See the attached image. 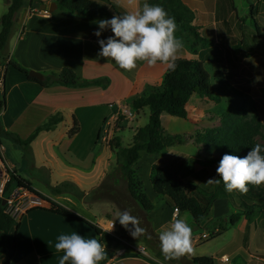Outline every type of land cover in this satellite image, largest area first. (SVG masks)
<instances>
[{"label": "crops", "instance_id": "obj_1", "mask_svg": "<svg viewBox=\"0 0 264 264\" xmlns=\"http://www.w3.org/2000/svg\"><path fill=\"white\" fill-rule=\"evenodd\" d=\"M33 1L46 5L55 3L56 9L53 12L33 9ZM90 1L101 3L106 0ZM108 1L115 5L120 13L139 11L145 2V0ZM182 1L192 10L193 25L200 27L201 32L205 31V26L199 22H203V16L210 18V25L214 31L210 37L211 45H219L223 49L225 59L222 66L209 61H204V66L214 64L221 67V70L228 67H241L242 50L247 49L243 44V37L238 38L239 41L235 42L229 39L233 37L230 32L222 33L219 29L220 26H225L228 29L231 19L235 18L236 20L230 0H211V3L215 4L213 7L215 11L212 8L210 13L203 10L205 7H211L208 5L209 0ZM9 5L10 0H0V20L7 12ZM110 18L112 17L89 20L70 13L59 12L57 0H25V6L15 16L14 30L8 45L9 59L23 69L40 73L43 77L62 69H70L82 80L93 81L104 78L108 80V85L85 88L53 85L44 88L39 83L41 81L31 80L25 74L9 66L7 69H3V85L0 91L2 96L0 102L3 101V107L0 110V128L2 130L0 138L6 136L18 146L25 147L24 152L19 148L15 149L17 150L15 151L16 159L11 161L6 158L7 148L0 140V160L6 167L12 169L15 178L29 182L32 188L45 199L70 210L98 227L104 226L108 222L104 219L97 220L98 218L94 216L92 210L96 206L94 204L105 202L102 197L108 196L115 199L116 201H106L113 203L116 211L119 210L116 188L121 180L119 181L117 176L109 175L117 166V158L114 163L109 165L111 154L103 160L102 150L95 149V147L92 148L93 150H88V153L94 151L93 156L90 155L88 162H84V159L77 154V150H72L61 144H44L41 146L44 161L41 162V166H36V162L33 161V158L31 159L35 152V147L31 146V143L40 135L50 133L61 123L69 120L72 121V126L73 121H76L78 132L84 124H89L92 132L98 136L101 123L108 115L113 122L117 120L116 115L119 109L113 105L117 104L116 106H118L119 103L127 102L131 106L134 100L163 91L167 65L158 62L156 65L150 66L144 61H138L135 69L124 71L114 61L98 57L100 47L97 42L98 38L93 34L98 30V27L94 22ZM252 20L258 26V30L255 29L256 36L262 39L263 30L255 18ZM110 35H112L110 31H105L99 39H106ZM251 37L253 38L252 34ZM241 47L240 54L236 56V50ZM183 52L185 56H176V59H198L197 55H193L186 49H183ZM3 65L5 64L3 63ZM54 115L61 117V122L52 130L40 132L28 145L16 141L18 139L24 142L25 140L21 139L32 135L36 129L44 125L45 121ZM27 154L28 156L30 154V159H26ZM114 154L116 157V150ZM156 160H160L161 163L162 161L169 162V159L162 155H155L154 158L147 161L145 172L148 170L150 174V168ZM175 162L176 158H171V163ZM90 180L93 182L88 184H93L92 188L88 191L78 190V185L85 184L84 181ZM90 193H92V198L87 200ZM154 195L156 196L155 193ZM127 198L131 204L136 206L128 193ZM41 202L40 206L18 213L14 217L15 224L7 235L6 252L0 255V264H59L63 253L56 251L55 243L60 234H70L75 231L85 238L96 237L94 231L85 223L55 215L49 212L50 204L48 202L43 200ZM222 214L225 215L224 212ZM186 218L189 219V217ZM92 219H95L97 223H94ZM239 221L241 239L233 253V258L226 253L221 254L218 258L212 256L213 264H217V262L218 264H264V213L256 214L249 220L240 219ZM156 231H158L157 228ZM226 233L227 230L223 235ZM118 240L132 246V241L127 242L120 238ZM140 245L142 246L139 244L131 248L122 247L121 250L124 249V252H114L106 264H168L147 253L144 255L137 253L136 248ZM193 247L192 244V251ZM192 251L185 253L187 261L195 258L191 255ZM222 257L227 260H222Z\"/></svg>", "mask_w": 264, "mask_h": 264}, {"label": "rangeland", "instance_id": "obj_2", "mask_svg": "<svg viewBox=\"0 0 264 264\" xmlns=\"http://www.w3.org/2000/svg\"><path fill=\"white\" fill-rule=\"evenodd\" d=\"M233 3L236 11L234 14L236 20L235 18L231 19L228 29L225 26H220L219 29L222 33L224 31L230 32L233 37L229 39L235 42L239 41L238 38L240 39V37H243V44L246 45L247 49L244 48L242 50V65L241 67H228L225 70H221V67H217L214 64H206L205 68L210 74L211 86L219 95L220 102L214 103L194 95L191 97L188 104V117L186 120L172 118L165 114L162 115V126L168 135H184L185 137L195 136V133H203L204 129H206L216 136L215 132L217 131L237 128L238 132L243 135L246 140L252 142L253 145L257 143L264 145V93L262 91L264 87V0H233ZM208 5H211V7H205L203 10L210 13L215 4L214 2L211 3V0H209ZM251 6L253 7V17L250 16ZM213 11H215V8H213ZM253 18L258 21L259 27L263 30L262 39L258 38L255 34ZM202 21L204 23H199L205 26V31L201 32L200 27H196L199 29V33L202 37L210 40L211 33L214 32L213 27L210 25V18L203 16ZM179 39L183 41V47L177 52L176 56L183 57L185 56L183 49L189 51V44H187V40L183 35L180 36ZM2 65L3 63H1L0 66ZM162 90H164V88ZM0 99L2 100L1 95ZM116 105H113L116 109L118 107V109L125 112L129 111L132 116L128 118L131 119H126L120 113V116L116 117L117 120L113 122L110 115H108L101 123L99 130V132H101L100 141L97 140V136L95 132H92L89 124H84L76 135L69 137L68 133L72 130V121H64L55 130L48 134L40 135L31 143V146L34 145L33 147H35V152L32 154L33 156L31 159L33 158V161L36 162V166H41V162L44 161V153L41 152V146H44V144H61L64 147L77 150V154L84 159V162H88L90 155L93 156L94 151L88 153V150L96 147L95 149L102 150L101 155L103 160L111 154V163H109V165L114 163L116 159L114 154L115 148H109L108 146L114 147L115 139L119 141L121 146H127L130 144L135 130L143 128L149 121V111L147 109L136 112L127 102L119 103L118 106ZM105 120L107 123H111V125L107 126ZM47 121L48 120L45 121V124ZM105 131H108L107 140L103 142L102 136ZM29 136H25V138L21 140H27ZM0 140L7 148L6 158H9L11 161L16 159L15 151L17 150L15 149L19 148V150L24 152L25 147L18 146L8 137L3 136ZM159 155L169 159V162L162 161L161 163L160 160H156L154 165H160V167L164 166L166 169H170L173 172L177 171L184 182L193 184L196 187V191L200 195L205 198L214 197V203L208 215L197 223H194L188 214L180 213L177 216V218L185 219L192 228V244L194 246L191 253L192 257L211 258L214 256V258H218L221 254L226 253L233 258V253L241 239L239 220L243 218L237 220V218H235V215H239L235 214L238 212L237 208L230 204L224 197V193L217 190L213 183H207L213 176L212 170L209 168V164L206 161L210 156L204 151L203 146H197L192 142L185 141L184 144L173 146L171 149ZM212 155L217 156L218 154L212 153ZM154 156L143 154L139 164L137 163L138 166L136 164L134 167L136 178L142 183L143 193L150 201L152 200L153 210L150 213L144 214L138 210L136 206L131 204L129 198H127L128 192L126 186L120 179V184H118L116 188L119 210L116 211L115 205L106 201L115 200L108 196L102 197L105 202L94 204L96 206L94 207L93 205L94 208L92 210L94 211V216L98 218L97 220L104 219L105 221L108 220L113 222L116 221L119 212L125 209L131 210V214L139 219L140 227L144 229L143 238L148 240L150 244H146L143 241H134L132 242V246L142 244L148 255L154 256L156 259L168 264H189L182 260V255L171 260H166L160 251L159 234L170 227V221L173 217V208L166 204L164 198L157 197L153 193L150 181L151 169L154 165L150 168V174L148 170L145 172L147 169V161L154 158ZM169 157H175L176 162L171 163V158ZM26 159H30V154L29 156L27 154ZM89 182L93 181H84L85 184L81 183L78 185V190L88 191L94 186L93 184H88ZM91 198L92 193H90L87 200ZM126 204H128V206H125ZM222 212H224L225 215H223ZM186 217H189V219ZM230 219L236 222L234 226L230 224ZM92 220L94 223H97L95 219ZM154 226L158 231H156V228L154 229ZM115 227L114 233L118 238L122 239L119 234L122 228L119 226L118 221L115 222ZM220 228L223 230L221 231ZM226 230L227 233L223 235ZM121 231L122 233L127 232L124 228ZM203 233L213 235L210 236L209 239L204 240L201 238ZM107 243L109 246L106 252L109 253L111 257L114 252H119L122 247H132L130 244H123L121 240L114 242L109 241Z\"/></svg>", "mask_w": 264, "mask_h": 264}, {"label": "trees", "instance_id": "obj_3", "mask_svg": "<svg viewBox=\"0 0 264 264\" xmlns=\"http://www.w3.org/2000/svg\"><path fill=\"white\" fill-rule=\"evenodd\" d=\"M151 4H160L170 16L175 18L177 28L175 35L177 38L184 36L189 44V51L193 55H197V60L176 59V67L174 70L167 68L164 78V90L157 93H152L147 97L134 100L131 108L138 112L143 109L149 111V121L146 126L139 128L134 133L129 145L123 147L117 139L114 140V148L116 150L117 166L109 174L117 176L126 186L128 196L134 202L136 207L144 214L153 210V205L143 193L142 183L136 178L134 170L135 165L141 159L143 154L154 156L163 154L166 150L173 146H179L185 141L192 142L194 145H202L204 151L210 156L206 160L209 168L212 170L213 178L216 177V168L225 154H233L237 156H246L254 145L249 140H246L243 135L238 132L237 128L227 129L225 131L215 132L216 136L211 134V131L204 129L203 133H195V136L185 137L184 135H168L162 126V115H168L172 118L182 120L187 119V105L192 96L197 95L202 99L219 103L220 97L214 91L210 83V74L204 66V61L223 65L224 52L219 45L212 46L211 41L200 35L199 29L193 25L194 14L183 3L182 0H147ZM232 5V12L236 13ZM58 11L66 12L82 18L93 20L96 18H109L116 14H121L120 10L110 3H97L90 0H57ZM25 6V0H10V5L7 12L0 20V65L3 69L12 66L14 69L27 76L28 71L20 67L17 63L9 59V41L14 30V20L16 14ZM253 7H250V16L253 17ZM256 31L258 30L257 23L254 22ZM242 47L236 50L235 54H240ZM234 54V55H235ZM224 68V67H222ZM29 78V77H28ZM31 80H35L29 78ZM42 87L48 88L53 85L68 88H85L89 86L106 87L107 79H97L93 81L82 80L75 75L70 69H62L59 72H52L45 76L39 82ZM264 93V87L262 88ZM3 107V101L0 102V110ZM120 115H118L119 117ZM59 122L61 117L54 115L50 117L46 124L40 126L35 132L24 142L16 139L18 143L28 145L31 143L40 132H48L52 130ZM78 132V125L73 121L72 130L68 136H74ZM101 133V132H100ZM100 133L97 140H100ZM2 130L0 128V136ZM215 136V137H214ZM212 153L218 154L213 156ZM205 173V172H204ZM151 186L156 196L164 198L168 206L176 208L179 213L188 214L191 220L195 223L206 217L214 203L213 198H205L196 191L193 184L186 183L177 172L159 166H152L151 169ZM217 190L224 193V197L235 206L238 210L235 218H243L249 220L252 216L264 213V185L255 186L249 185L247 192L233 191L226 192L223 183H213ZM22 188L34 195L40 200L50 204L49 212L68 219L77 220L88 225L95 233L97 239L106 244V250L109 244L107 242L119 241L118 239L104 234L98 226L89 223L79 217L70 210L55 204L45 199L40 193L36 192L31 184L25 180L17 179L11 175L10 181L6 186L5 195L13 188ZM0 199V255L5 254V241L10 229L14 226L15 220L5 213V206L1 205ZM235 221L230 219V224L235 225ZM119 226H121L119 224ZM121 230L123 227L121 226ZM221 231L223 230L220 228ZM120 230V235L123 240L127 241H143L149 244L148 240L143 238V234L137 239H133L129 232ZM220 233V232H219ZM218 233V234H219ZM150 245V244H149ZM111 258L107 253L106 259L101 264H106ZM182 260L189 264H213L212 258H191L189 261L182 254Z\"/></svg>", "mask_w": 264, "mask_h": 264}, {"label": "clouds", "instance_id": "obj_4", "mask_svg": "<svg viewBox=\"0 0 264 264\" xmlns=\"http://www.w3.org/2000/svg\"><path fill=\"white\" fill-rule=\"evenodd\" d=\"M94 23L98 27L93 33L100 47L98 57L114 61L124 71L135 69L138 61L150 66L159 62L175 69L176 55L183 47V41L175 35V18L160 4L145 0L139 11L116 14ZM105 31L112 35L99 39ZM216 177L207 183H223L226 192H247L249 185H264V145L255 144L243 157L225 153L217 165ZM116 221L133 239L144 232L139 219L130 210L119 212ZM115 222H110L111 230ZM159 246L166 260L190 253L192 228L189 223L174 214L170 227L159 234ZM55 249L63 253L59 264H101L107 255L105 243L96 237L85 238L75 231L60 234Z\"/></svg>", "mask_w": 264, "mask_h": 264}, {"label": "built area", "instance_id": "obj_5", "mask_svg": "<svg viewBox=\"0 0 264 264\" xmlns=\"http://www.w3.org/2000/svg\"><path fill=\"white\" fill-rule=\"evenodd\" d=\"M3 85V67L0 66V91L2 90ZM122 114L126 119L128 117H131L132 114L129 113V111L125 112L121 109H119L118 114ZM131 119V118H128ZM111 123H108L107 126H110ZM107 134L108 131H105L102 136L103 142H106L107 140ZM102 135V134H101ZM106 135V136H105ZM101 140V139H100ZM11 175L13 174L12 169L6 167L3 162L0 160V199L5 200V213L8 214L12 219L18 214L23 213L31 208L38 207L42 204L41 200L29 193L27 190H24L22 188L16 187L9 191L7 195H5L6 192V186L10 181ZM176 215V217L179 215V212L176 208L173 209V215ZM110 222L108 221L104 226H100L99 229L107 235H110L116 239H119L118 236L114 233L116 227L114 224L113 229L111 230ZM111 230V231H110ZM213 234L203 233L201 238L204 240H207L212 236ZM120 253L124 252V249L119 251ZM136 252L139 254H146V249L144 246H139L136 248ZM222 260H227L226 258L222 257Z\"/></svg>", "mask_w": 264, "mask_h": 264}, {"label": "water", "instance_id": "obj_6", "mask_svg": "<svg viewBox=\"0 0 264 264\" xmlns=\"http://www.w3.org/2000/svg\"><path fill=\"white\" fill-rule=\"evenodd\" d=\"M32 8L40 10V11L53 12L56 9V4L51 3L49 5H46V4H40L37 1H33ZM27 77L36 79L38 81H42L44 78L43 75H41L40 73L34 72V71H28ZM5 204H6L5 200H2L1 205L4 207Z\"/></svg>", "mask_w": 264, "mask_h": 264}]
</instances>
